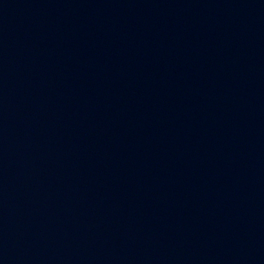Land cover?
Listing matches in <instances>:
<instances>
[{
  "label": "water",
  "instance_id": "1",
  "mask_svg": "<svg viewBox=\"0 0 264 264\" xmlns=\"http://www.w3.org/2000/svg\"><path fill=\"white\" fill-rule=\"evenodd\" d=\"M0 264H264V0H0Z\"/></svg>",
  "mask_w": 264,
  "mask_h": 264
}]
</instances>
